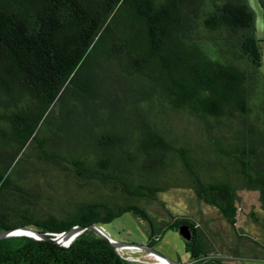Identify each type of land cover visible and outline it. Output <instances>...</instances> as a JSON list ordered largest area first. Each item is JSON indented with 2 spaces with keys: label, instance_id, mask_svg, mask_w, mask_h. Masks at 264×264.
<instances>
[{
  "label": "trees",
  "instance_id": "obj_1",
  "mask_svg": "<svg viewBox=\"0 0 264 264\" xmlns=\"http://www.w3.org/2000/svg\"><path fill=\"white\" fill-rule=\"evenodd\" d=\"M254 22L248 0H0V231L130 212L148 245L185 224L188 264H229L203 222L149 211L188 189L264 255L236 226L238 192L252 191L264 231ZM0 264L132 263L84 229L68 245L1 238Z\"/></svg>",
  "mask_w": 264,
  "mask_h": 264
},
{
  "label": "rangeland",
  "instance_id": "obj_2",
  "mask_svg": "<svg viewBox=\"0 0 264 264\" xmlns=\"http://www.w3.org/2000/svg\"><path fill=\"white\" fill-rule=\"evenodd\" d=\"M255 14L254 33L259 40L262 61L260 71L264 76V21L258 0H248ZM238 215L236 226L242 228V233L264 243V231L248 215L251 208L257 205L256 193L239 191ZM163 205L151 204L152 214L166 217L167 210L173 213L186 214L201 221L211 233V240L215 247L228 260L229 264H264L263 251L250 239L236 238L226 222L221 219L217 211L199 201L188 189L169 190L160 194ZM165 206V208L163 207ZM102 230L116 242L130 243L117 250L120 255L132 264H155L158 258L144 249L147 244V232L144 223L138 221L130 212H124L108 223L100 225ZM154 249L169 260L178 264H188L189 255L184 248L183 238L178 230L166 229L154 243ZM257 252V253H254ZM159 264H168L160 262Z\"/></svg>",
  "mask_w": 264,
  "mask_h": 264
},
{
  "label": "water",
  "instance_id": "obj_3",
  "mask_svg": "<svg viewBox=\"0 0 264 264\" xmlns=\"http://www.w3.org/2000/svg\"><path fill=\"white\" fill-rule=\"evenodd\" d=\"M84 229L92 230L95 234L100 236L103 239H106L116 250L120 247L128 246L130 243L127 242H116L112 240L103 230L100 226L96 224H88V225H73L66 230L59 232V233H51L46 234L40 230H37L36 228L32 226H20L16 228H10V229H4L0 231V239L4 238L6 236L10 235H28L35 239L39 240H49L52 242L59 243L61 245H68L70 241L77 236L80 232H82ZM178 232L184 239H188L190 236V232L185 224H181L178 227ZM144 249L147 250L150 253H153L156 255V257L163 258L168 264H178L176 262H173L169 260L168 258L164 257L162 254L157 252L152 245H144Z\"/></svg>",
  "mask_w": 264,
  "mask_h": 264
},
{
  "label": "bare ground",
  "instance_id": "obj_4",
  "mask_svg": "<svg viewBox=\"0 0 264 264\" xmlns=\"http://www.w3.org/2000/svg\"><path fill=\"white\" fill-rule=\"evenodd\" d=\"M159 260H161V261H165L163 258H160V257H157Z\"/></svg>",
  "mask_w": 264,
  "mask_h": 264
},
{
  "label": "built area",
  "instance_id": "obj_5",
  "mask_svg": "<svg viewBox=\"0 0 264 264\" xmlns=\"http://www.w3.org/2000/svg\"><path fill=\"white\" fill-rule=\"evenodd\" d=\"M157 262H159V263H160V262H165V263H167L166 261H161V260H159V259L157 260Z\"/></svg>",
  "mask_w": 264,
  "mask_h": 264
},
{
  "label": "crops",
  "instance_id": "obj_6",
  "mask_svg": "<svg viewBox=\"0 0 264 264\" xmlns=\"http://www.w3.org/2000/svg\"><path fill=\"white\" fill-rule=\"evenodd\" d=\"M155 264H159V262H157V260H156Z\"/></svg>",
  "mask_w": 264,
  "mask_h": 264
}]
</instances>
